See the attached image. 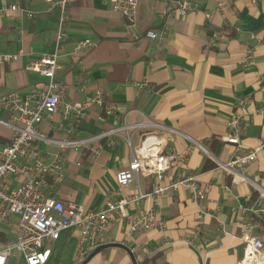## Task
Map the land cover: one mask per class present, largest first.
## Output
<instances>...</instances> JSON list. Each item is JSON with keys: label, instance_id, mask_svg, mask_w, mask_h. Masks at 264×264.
I'll list each match as a JSON object with an SVG mask.
<instances>
[{"label": "crops", "instance_id": "1", "mask_svg": "<svg viewBox=\"0 0 264 264\" xmlns=\"http://www.w3.org/2000/svg\"><path fill=\"white\" fill-rule=\"evenodd\" d=\"M168 2L139 0L133 28L143 34L139 39L130 36L127 18L113 9L110 0H76L70 7L69 36L57 71V79L67 84L63 98L83 102L103 88L106 103L117 109L108 115L104 106H95L84 121L70 124L60 107L39 124V133L48 139L96 137L77 148L39 141L48 161L58 151L65 158L64 180L49 195L99 209L110 199L135 192L137 181L121 187L116 176L149 133L165 135V153L187 152L184 162H175L168 170L166 183L194 175L200 185L212 187L198 202L192 200L189 186L168 190L158 207L167 221L163 230L131 234L120 221L100 244L113 245L95 254L89 264H142L156 256L157 264H238L245 257L246 232L264 239V228L255 220L260 213L241 209L264 206L257 186L264 190V149L247 164L224 166L264 140V0H189L193 10L187 16L171 11L162 19ZM10 4L20 9L2 11ZM59 16L54 0H0V52L24 51L18 60L0 65V98L10 92L25 96L46 85V77L26 66L55 52ZM165 26L163 38L145 35ZM216 31L220 39L208 48ZM85 39L93 44L78 48ZM242 98L248 99L245 109L238 106ZM235 112L243 116L245 126L238 145L225 140L232 133L227 122ZM9 116L0 107V119ZM142 122H158L174 131L132 127L98 138L112 128ZM13 135L11 127L0 123V147ZM156 183L154 176H139L144 192ZM149 206L151 199L142 200L131 213ZM11 218L17 222L10 234L0 232V249L16 238L19 218ZM77 243L78 230H63L46 264H77ZM8 264L26 262L17 252Z\"/></svg>", "mask_w": 264, "mask_h": 264}, {"label": "built area", "instance_id": "2", "mask_svg": "<svg viewBox=\"0 0 264 264\" xmlns=\"http://www.w3.org/2000/svg\"><path fill=\"white\" fill-rule=\"evenodd\" d=\"M60 8L58 29L55 43V52L46 54L39 59L30 60L26 68L35 71L47 78L43 88H34L27 95L22 96L10 92L0 98V107L9 111L8 119H0V123L11 127L14 135L9 142L0 147V221H8L12 216H18L16 238L0 249V264H8L14 252L20 253L26 264H46L52 255L51 243L58 240L63 230L75 228L78 230L77 256L85 257L101 244V240L111 232L120 221L126 222L131 234L143 233L150 229L163 230L167 221L159 210V200L168 191L178 189L182 185L192 190V200L198 202L210 192L212 185H200L196 176H178L165 182L168 170L175 162H184L187 152L169 154L164 152L168 143L165 135L149 133L145 136L137 153H133L127 167L118 171L116 181L121 187H129L138 182L136 191L117 199L108 200L99 209H89L82 204L63 202L52 198L51 190L64 180V156L60 151L54 154V159L48 161L43 154L39 141L47 140L57 143L61 148L72 146L80 147L91 142L87 139H48L39 133V124L48 116L55 113L60 107L64 109V119L70 124H79L84 121L89 111L95 106H104L108 115L115 114L117 106L107 104L103 88L96 90L95 94L83 102L64 100L67 84L57 79V71L61 68L60 55L69 36V22L71 16L69 9L76 0H54ZM113 9L127 18V31L135 39L143 36L134 32L136 26L139 0H110ZM219 7H224L220 2ZM6 9L19 10L18 4L5 6ZM193 10L189 0H170L165 11L160 14L163 19L165 13L174 11L185 17ZM210 18L211 14L207 13ZM167 27L160 31L150 30L146 36L150 38H163ZM220 39L218 31L214 32L207 44L209 48ZM89 39L80 40L78 48L91 46ZM24 54L0 52V65L18 60ZM252 50H248L247 58H251ZM247 98H242L238 106L246 108ZM73 120L71 122L70 120ZM243 116L235 112L228 120V129L232 132L225 137L227 142L240 143V134L245 132ZM150 126L157 130L174 131L158 122H142L135 125L124 124L112 128L105 135H114L121 130ZM73 132V128L69 129ZM197 145L201 146L198 142ZM202 147V146H201ZM264 149V140L250 150L247 154L237 155L224 166L233 168L234 165H244L254 161L258 152ZM147 175L156 178V184L150 192H144L139 185V176ZM257 185V184H256ZM264 196V190L257 185ZM228 188V187H226ZM151 199L152 206L146 207L136 213L131 210L138 207L142 200ZM243 210L264 213V206L255 208L254 205L241 206ZM246 243L245 257L238 264H244L248 256L264 254V239L246 232L243 236Z\"/></svg>", "mask_w": 264, "mask_h": 264}, {"label": "rangeland", "instance_id": "3", "mask_svg": "<svg viewBox=\"0 0 264 264\" xmlns=\"http://www.w3.org/2000/svg\"><path fill=\"white\" fill-rule=\"evenodd\" d=\"M16 222H17L16 218H11V219H9V221H4V222L0 221V232L3 231V232H6V233L10 234L12 229H13V227L15 226ZM52 244L53 243H51V246H52ZM68 252H69V249H67V253ZM91 253L87 254L85 257H77L76 258L77 264H89V261L92 258V257H90ZM16 254H17V252H14L13 256L16 255Z\"/></svg>", "mask_w": 264, "mask_h": 264}, {"label": "trees", "instance_id": "4", "mask_svg": "<svg viewBox=\"0 0 264 264\" xmlns=\"http://www.w3.org/2000/svg\"><path fill=\"white\" fill-rule=\"evenodd\" d=\"M209 166V165H208ZM254 196H258V193L255 192ZM255 220L259 223L260 228H264V213L260 214L259 216H255ZM158 257L147 258L145 259L142 264H157ZM166 264V263H165Z\"/></svg>", "mask_w": 264, "mask_h": 264}, {"label": "bare ground", "instance_id": "5", "mask_svg": "<svg viewBox=\"0 0 264 264\" xmlns=\"http://www.w3.org/2000/svg\"><path fill=\"white\" fill-rule=\"evenodd\" d=\"M244 264H264V254L248 256Z\"/></svg>", "mask_w": 264, "mask_h": 264}, {"label": "water", "instance_id": "6", "mask_svg": "<svg viewBox=\"0 0 264 264\" xmlns=\"http://www.w3.org/2000/svg\"><path fill=\"white\" fill-rule=\"evenodd\" d=\"M110 245H113V244H103L101 246H99L98 248H96L92 253H91V256L90 257H93L95 254H97L98 252H100L102 249L110 246Z\"/></svg>", "mask_w": 264, "mask_h": 264}]
</instances>
